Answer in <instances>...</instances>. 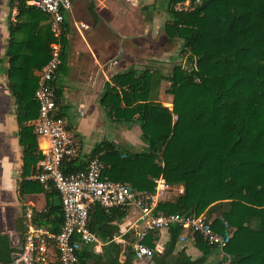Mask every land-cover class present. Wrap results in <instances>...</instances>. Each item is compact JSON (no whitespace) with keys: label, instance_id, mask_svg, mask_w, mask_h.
Masks as SVG:
<instances>
[{"label":"trees","instance_id":"trees-1","mask_svg":"<svg viewBox=\"0 0 264 264\" xmlns=\"http://www.w3.org/2000/svg\"><path fill=\"white\" fill-rule=\"evenodd\" d=\"M186 1L191 9H177ZM10 3L18 16L8 27L7 77L20 123L24 163L35 170L41 160L37 135L25 123L39 114L35 71L49 61L53 37L47 15L28 6L27 0ZM167 11L172 19L168 35L182 41L180 57L189 66L177 65L168 78L156 77L157 86L163 79L170 83L166 93L172 96L173 109L149 98L154 79L148 72L115 77V86L102 104L115 122H136L148 150L123 152L103 142L89 159L99 158L103 178L140 192L153 194L154 180L160 177L173 187H184L183 196L160 203L158 212L166 216L205 213L216 233H232L225 248L231 264H264V0H170ZM60 96L58 90L57 104ZM85 168L76 159L64 170L70 174ZM37 185L39 192L45 191ZM46 197L47 208L34 222L58 234L64 221L60 197L55 190L47 191ZM127 211L91 207L89 229L104 246L100 254L82 249L79 264H134V234L126 236L125 246L113 242ZM22 225L20 233L25 231ZM182 231L180 226L170 228V240L162 253L153 255V264H207L219 252L196 235L202 257L176 253ZM158 241L159 231H152L144 244L155 249ZM18 251L10 237L0 233V264H13ZM226 261L222 255L217 264Z\"/></svg>","mask_w":264,"mask_h":264},{"label":"crops","instance_id":"crops-1","mask_svg":"<svg viewBox=\"0 0 264 264\" xmlns=\"http://www.w3.org/2000/svg\"><path fill=\"white\" fill-rule=\"evenodd\" d=\"M72 3V14L66 19L57 89L61 94L58 106L79 144L78 159L86 164L93 150L103 142L113 143L123 152L148 150L141 139L140 126L136 122L112 120L102 100L115 86V77L131 71L139 77L148 72L154 79L149 98L172 110V96L166 93L170 83L163 79L157 86L156 81V77L171 76L177 64L172 70L171 65L179 61L175 51L182 45L180 39L170 38L167 32V26L172 24L167 11L170 0H72ZM17 16V8L11 6L10 0H0V233L7 234L13 247L19 249L22 236L18 227L24 223L25 212L31 209L35 216L45 212L47 197L45 191H38L36 182L29 180L34 170L24 163L20 123L7 77L8 27ZM39 72L35 71L38 78ZM34 121L25 125L32 126ZM175 195L172 193L166 200H172ZM118 226V236L124 246L129 233L135 235L144 228L134 209H128ZM169 240V230L159 231L155 248L159 245L163 251ZM195 242L196 239L183 230L176 253L185 251L193 259L202 257ZM85 248L97 254L103 250L92 246ZM221 256L219 252L212 254L207 264H217ZM151 259L135 258L134 264H153ZM120 260L124 262L125 258Z\"/></svg>","mask_w":264,"mask_h":264},{"label":"built area","instance_id":"built-area-1","mask_svg":"<svg viewBox=\"0 0 264 264\" xmlns=\"http://www.w3.org/2000/svg\"><path fill=\"white\" fill-rule=\"evenodd\" d=\"M199 3V1H197ZM27 5L49 17L53 42L50 44V59L39 72V84L34 95L39 114L33 122L34 133L39 140L38 152L41 160L29 180L39 183L47 192L55 190L64 215L58 234L51 227L34 224L35 212H25L19 251L14 254L13 264H79V253L84 247L103 248L104 243L89 229V213L93 205L108 210L134 209L139 213L142 231L136 232L133 252L137 260H149L156 252L162 253L158 245L152 249L144 244L149 232L170 230L180 226L193 239L200 235L227 258L225 248L232 233L222 236L212 228V220L201 215H163L158 212L160 203L166 202L176 190L163 177L154 180L153 194L140 192L131 186L108 180L102 176V163L98 157L89 159L86 168L76 173H65L67 163L80 157V148L74 134L57 104V79L64 54L66 19L72 14V0H27ZM179 10L192 8L186 1ZM177 191V190H176ZM184 190L178 189V195ZM113 242L124 244L117 235Z\"/></svg>","mask_w":264,"mask_h":264},{"label":"rangeland","instance_id":"rangeland-1","mask_svg":"<svg viewBox=\"0 0 264 264\" xmlns=\"http://www.w3.org/2000/svg\"><path fill=\"white\" fill-rule=\"evenodd\" d=\"M182 6H184L183 4H179V5H177V9H180ZM180 50H181V48L179 49V50H176L175 51V57H176V59L178 58V60L179 61H177V62H175L173 65H171V70L174 68V66H175V64H177V65H179L180 64V66H182L183 68H187V67H189L188 66V63L187 62H185V59H182L181 57V59H179V56H180ZM167 74H170V72H167ZM172 109H173V105H172V107H171ZM143 149H141L140 151L139 150H137V152H141ZM176 190H174V191H172L173 193H176L177 195H175V196H177V198L179 197V196H183V195H179L178 196V189L179 188H182L183 190H184V187H174ZM173 197L172 198V200H168V201H174V200H176V197ZM171 198V195H169V197H168V199H170ZM204 215H205V213H203Z\"/></svg>","mask_w":264,"mask_h":264}]
</instances>
